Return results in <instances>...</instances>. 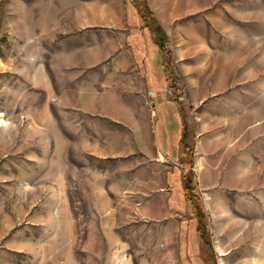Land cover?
<instances>
[{"label": "rangeland", "instance_id": "obj_1", "mask_svg": "<svg viewBox=\"0 0 264 264\" xmlns=\"http://www.w3.org/2000/svg\"><path fill=\"white\" fill-rule=\"evenodd\" d=\"M85 5L89 23L80 25V2L0 0V223L15 229L36 204L64 202L67 195L74 221L72 264H179L161 228L139 211L131 215L127 203L107 190L110 180H120L114 170L123 160L96 165L85 156L82 162L66 132L80 128L76 110L88 78H139L123 39L141 37L154 48L150 63L162 65L159 95L175 103L185 128L172 191L185 195L181 203L187 207L173 218L192 220L200 264H264V0ZM102 9L107 55L98 66L86 65L83 54L101 34L90 17ZM114 9L121 30L108 25ZM118 38L126 55L120 67L117 51L108 50ZM144 96L147 129L153 116ZM164 117L168 129L174 124L169 108ZM132 155L131 162L153 164V173L162 176L154 147L152 161L139 151ZM94 166L113 175L103 183L90 172ZM136 173L140 179L139 167ZM161 183L153 181L156 203ZM60 254L52 264H65Z\"/></svg>", "mask_w": 264, "mask_h": 264}, {"label": "crops", "instance_id": "obj_2", "mask_svg": "<svg viewBox=\"0 0 264 264\" xmlns=\"http://www.w3.org/2000/svg\"><path fill=\"white\" fill-rule=\"evenodd\" d=\"M86 1L89 0H73L74 3H81V10L75 15L80 19V25L83 22L86 25L89 23ZM112 13L107 14L111 18L108 25L113 27V30H121L122 24L117 9L116 13L115 9ZM104 14L102 9L90 17L92 25L98 27L97 30H100L101 34L97 31L99 38L93 36L90 48L83 54L86 65L98 66L106 58ZM83 37L82 35L77 40L80 46L83 45ZM123 42L129 49L139 78L134 75H125L120 78H88L87 92L82 95L81 106L76 110L81 115L80 128L73 126L71 129L66 128V132L71 133L69 146L80 149L82 162L85 161V156L92 159L96 165L104 164L106 160H112L114 163L123 160L114 170L119 174L120 180L112 179L107 184L109 193L119 195L121 200L127 203V210L131 212V215L139 211L143 219L154 222L158 230L161 228L167 237L164 242L171 247L175 260L179 264H200L198 254L195 257L197 243L194 241L192 220L173 218V215L180 214L184 210L173 209L170 206L173 204L177 207L176 202H170L173 191L167 176L173 173L174 165L181 154L179 139L182 127L179 111L168 97L159 95L164 92L158 86L162 78H156L152 74L159 65V60L151 64L148 60L149 53H144V57L141 56L143 45L145 44L148 51L151 48L154 49L152 45L149 46L147 42L141 40V37L133 41L128 38V35H124ZM119 43L120 38H118L117 46L112 43L108 47L109 51H117L118 67L122 66V59L126 57L125 54L122 56ZM147 83L154 87L149 88ZM102 88L105 90L102 91ZM120 92L125 93L124 99L120 97ZM145 92L149 96L153 116L147 129L144 126V117L148 114L145 107ZM172 106L175 108L172 112L174 128L168 129L165 133L162 128V117L166 108ZM107 147L110 149L106 150ZM153 147L161 157V159L156 158L155 162L158 168H163L162 176L153 173V170H156L153 164L139 163L138 165L130 161L133 151H139L147 156L146 159L152 161ZM74 160V162L78 161L76 158ZM137 167H139L140 179L137 177ZM102 170H104L102 167L94 166L90 172L97 178H103L105 183L106 177L113 173L107 174L105 170ZM160 178L162 183L156 188L158 192L156 203L152 199L153 181ZM0 224V264H52L55 263L57 253H62L60 256L65 259V264H72L74 221L67 195L64 202L50 200L36 204L33 211L28 213L27 219H24L23 224L15 229L13 224L5 220Z\"/></svg>", "mask_w": 264, "mask_h": 264}, {"label": "trees", "instance_id": "obj_3", "mask_svg": "<svg viewBox=\"0 0 264 264\" xmlns=\"http://www.w3.org/2000/svg\"><path fill=\"white\" fill-rule=\"evenodd\" d=\"M130 17H131V15H130ZM156 32L157 31H159V27L158 26H155V29H154ZM152 40H153V42H155L156 43V39H154V38H152ZM129 42H130V40H129ZM155 45V44H154ZM150 51H148V53H149ZM137 54V53H136ZM158 55H160V49H158ZM137 56H139L140 57V55L139 54H137ZM161 57V56H160ZM156 78H162L161 77V75H162V65H161V63H159V65L157 66V68H156V70L154 69L153 70V73H152ZM148 84V87L149 88H153L154 86L152 85V84H150V83H147ZM158 86L160 87V88H162L163 86H164V82L162 83H160V84H158ZM168 108V107H167ZM169 109H170V111H172L173 112V109H175L173 106L172 107H169ZM163 125H162V128H163V130L165 131V133L168 131V129L169 130H171V129H173L174 128V126H173V124H170V125H168V129H166V126H167V124H166V122H165V120H164V115H163ZM184 124H182V122H181V127H182V131H181V137H180V140L182 139V135H185L184 134V132H183V129H185L184 128V126H183ZM175 169V168H174ZM167 178H168V182H169V186L171 187V190H172V187H174L175 186V184H176V172H175V170H174V172L172 173V174H169V176H167ZM171 199H170V202L171 201H174V202H176L177 203V207H174V205L172 204H170V206H171V208H173V209H185V205H184V203H181L182 201H183V196H185V195H183L182 197H178V194H175L174 192L173 193H171ZM185 198V197H184ZM192 226H193V224H192ZM193 235H194V240H195V237H196V234L195 233H193ZM196 239H197V237H196ZM198 239H202V237L201 236H198Z\"/></svg>", "mask_w": 264, "mask_h": 264}]
</instances>
